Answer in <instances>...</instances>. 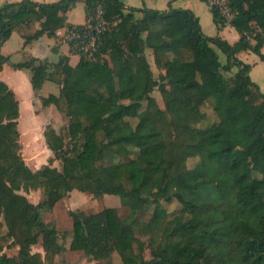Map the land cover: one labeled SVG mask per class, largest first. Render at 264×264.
Segmentation results:
<instances>
[{"label":"trees","instance_id":"obj_1","mask_svg":"<svg viewBox=\"0 0 264 264\" xmlns=\"http://www.w3.org/2000/svg\"><path fill=\"white\" fill-rule=\"evenodd\" d=\"M78 1L1 4L0 70L8 60L1 47L14 30L38 22L37 29L23 34L25 43L54 36L56 29L69 25L66 12ZM84 4L86 18L100 4L104 19L113 23L98 49L107 57L81 54L72 66L62 56L54 68L34 57L12 63L15 69L30 70L34 91L45 81L61 85L58 95L40 98L43 106L53 104L68 117L73 160L61 154L60 134L49 126L44 133L61 170L50 165L52 159L36 171L25 164L18 153V100L0 80V201L11 203L21 225L16 256L3 252L9 236L0 235V264H57L54 258L65 246L40 210L53 208L73 189L92 198L117 194L129 199L124 218L115 207L68 211V248L102 253L104 264H113L108 259L113 251L121 258L116 264H200L203 258L218 264H264V93L249 75L251 65L236 57L250 50L264 62V0H229L230 20L210 7L218 30L229 24L239 33L233 44L205 35L190 9L135 8L123 0ZM146 49L162 71L157 77ZM156 86L164 108L151 95ZM207 100L217 121L194 127ZM131 119H137L134 125ZM176 131L182 132L181 139L172 137ZM131 148H137L136 157L115 164L111 176L103 177L98 162L104 153L129 156ZM191 156L199 160L189 168ZM21 187L39 189L38 203L17 193ZM173 200L181 207L169 217L162 202ZM145 212L148 218L140 222L137 216ZM39 242L43 253L32 252Z\"/></svg>","mask_w":264,"mask_h":264},{"label":"crops","instance_id":"obj_2","mask_svg":"<svg viewBox=\"0 0 264 264\" xmlns=\"http://www.w3.org/2000/svg\"><path fill=\"white\" fill-rule=\"evenodd\" d=\"M10 1H18V0H0V5L5 3V2H10ZM34 1H39V2H54L57 0H34ZM139 0H123L125 6H130V7H135V8H156V9H168L169 7L172 8H186L192 10L195 15L199 19V23L201 26L202 32L207 35V36H214V35H219L223 39H225L228 43L233 44L235 43L239 38L240 35L236 31L234 27L231 25L227 24L225 27H223L221 30L217 29V26L213 22L212 18V13L210 10V7L208 4L204 1L201 0H140V3L138 5ZM132 2V3H131ZM80 9L83 10V20L81 22H73L70 19V16L72 13L76 10ZM140 14L139 17H141V12H137ZM136 13V14H137ZM66 17H67V22L69 25H81L86 22V16H85V4L84 0L78 1L75 6L70 9L69 11L66 12ZM137 18H139L136 15ZM202 19H205L207 22H211V26L208 27V31L205 32L203 29V21ZM67 26V25H66ZM39 27L38 22H34L30 28H22V29H17L14 30L8 40L2 45L1 47V52L3 55L8 57V60L6 63H4L2 69L0 70V80L4 81L15 93L16 98L18 100V106H19V116H21V112L23 111H30L31 116H32V110L35 108L31 104L33 103V100L35 98V95L39 97V105L42 108V111L44 108H50L51 106L54 107L53 104L43 106L41 104V97H45L49 94H55L58 95L59 89L61 85H58V89L53 90L51 86L48 85L49 82L52 81H45L40 89L38 91H34L31 87L30 83V77L31 73L29 69L23 68V69H15L12 67V63L20 62V61H25L30 59L31 57L40 59V60H47L49 64H52V66L57 63L60 57L66 56L68 57V63L70 65H75L78 60H79V55L71 49L70 45L64 41H60L56 36H47V35H42L38 37L37 39H33L30 42L25 43L23 34H29L32 33L35 29ZM14 39L13 44H9V41ZM253 42V40H251ZM261 51L264 52V44L261 47ZM153 55V54H152ZM11 56L18 57L20 60L18 61H13L11 59ZM76 56V58H74ZM236 57H238L240 60H242L245 63H249L251 65L249 75L254 81L261 92L264 93V78H262L261 81V76L259 74V71L257 72L258 69H264L263 65L264 62H262L259 57L252 51L250 50H242L236 53ZM148 60V59H147ZM149 62V60H148ZM150 63V62H149ZM51 66V65H50ZM51 66V67H52ZM54 68V66L52 67ZM11 76H16V79H12ZM54 83V82H52ZM48 89L47 94H42V89ZM54 109H56L54 107ZM34 112V110H33ZM42 113V112H41ZM34 118H36L35 114ZM58 115V114H57ZM62 115V114H61ZM18 116V117H19ZM57 118V117H56ZM61 124L58 126L55 121H49V127H51L56 133L60 134L59 131L63 129L64 127H68V122L65 119L62 118V121L59 120ZM66 123V124H65ZM64 125V126H63ZM36 124L33 125L32 127L27 128L28 129V134H31V136H35L38 134V131L35 129ZM17 128H18V119H17ZM25 130V128H23ZM19 131V130H18ZM21 132V131H19ZM43 141L44 145L46 146L45 140H44V135H43ZM47 151L52 153V151L46 146ZM48 152V153H49ZM40 158H35L32 161V164H36ZM77 172V171H74ZM80 194L78 190L73 189L68 192L67 196L63 199H60L53 208L45 212L46 214V219L43 220L44 222L48 221H53L56 228L58 229L60 227L59 224V217L64 218L66 221H68V229H71L70 225V216H68V211L70 210H75L76 208L81 207H76L79 202L74 199V197H81L84 194ZM96 199L97 206L99 204H102L103 208L104 207H115L119 208L121 205V202L123 201L120 198H114L110 195L104 194L99 198H94ZM33 203H38L39 201V196L35 197V200H32ZM72 205H76L75 207ZM65 206V207H64ZM58 208H64V214H61V210ZM99 211V210H96ZM95 211V212H96ZM48 217V219H47ZM71 239V232L67 233V242L63 244L65 246V250L62 251L59 255H56L54 258V262L57 264H104L105 259L102 256V253H87L83 250H70L68 248L69 242ZM60 240V239H59ZM39 251H42L39 249ZM43 252V251H42ZM111 263L116 264L121 262V258L116 251H113L108 258Z\"/></svg>","mask_w":264,"mask_h":264},{"label":"rangeland","instance_id":"obj_3","mask_svg":"<svg viewBox=\"0 0 264 264\" xmlns=\"http://www.w3.org/2000/svg\"><path fill=\"white\" fill-rule=\"evenodd\" d=\"M137 3L139 5L140 0ZM97 6L94 8V10L91 11V13L88 15L86 20H88L90 18H93V19L95 18L96 13H97ZM83 14H84L83 10L76 9L72 13V15L70 16V19L73 22H81L83 20ZM136 15L138 17L140 16L139 13H137ZM202 21L204 23L203 29L205 32H207L208 27L211 26V22H209V20L207 22L205 19H202ZM112 25H113V23L111 24L110 22H108L105 27L108 30L111 28ZM13 43H14V39L9 41V44H13ZM71 49L74 50L79 56L81 55L72 47H71ZM218 52L220 55V60L223 61L224 55L220 51H218ZM101 54H103V53L100 50L99 51L97 50L91 56H85V57H87V58L100 57V58L104 59L105 57L108 56L107 54H105V55H101ZM145 56L149 60L150 66H151L155 76L156 77L159 76L160 72H162V71L159 68H157V66L153 62V55H152L151 50L146 49L145 50ZM74 58H76V56H74ZM11 59L13 61H18L21 58L19 59L18 57L11 56ZM263 68H264V65H263ZM256 70H257V72L259 71V74L261 76V81H262V78H264V69H258L257 68ZM11 78L16 79L17 77L11 76ZM48 85L51 86V88L53 90L58 89V85L56 83L49 82ZM47 91H48V89L45 88V89H42L41 93L47 94L48 93ZM151 95L155 98L158 106L160 108H164L163 98H162L161 92L159 91L157 86L152 90ZM38 99H39V97H37L35 95L33 103L31 104L33 107H35L33 109L34 112L32 110V116H31L30 111L28 112V111L22 110L21 116L18 117V130L21 131V132H19V138H18V143L20 145L18 153L21 156V158L24 160L25 164L32 171H36L41 166L48 164L50 159H52V161L50 162V165L61 170L62 165H61L59 158H56L53 155V153H50L49 151H47L46 146L44 145V141L42 138H43L45 131L47 130V127L50 125L49 121H55V123L59 126L61 124V122L60 123H57V122H59V120L62 121V118L65 119L66 116H64L63 114L61 115V113L59 111H57V109H54L53 106H51L50 108H48V107L44 108L42 111V108L39 105ZM200 111L202 113V117L198 122L193 123L194 127L204 128L207 125L217 121V116L212 109L211 101H209V100L205 101L200 106ZM33 114H35L36 118H34ZM66 120L68 122V117H66ZM136 121H137V119H131V122L133 123V125L135 124ZM35 124H36L35 129L38 131V134L35 136H31V134H28L27 128L32 127ZM23 128H25V130H23ZM59 133L62 136L63 141H64V146H63V149L61 151V154L65 155L67 158H70L71 160H73L75 152L72 150V141H71L69 133H68V127H64L63 129H61L59 131ZM174 136L181 139L182 132L176 131L175 135H173L172 137H174ZM137 151H138L137 148H131V153L129 156H119V155H114L111 152H105L104 155L102 156V158L98 162V167H99V170H100L102 176L105 178H107L108 176H111V174H112L111 171L113 170V166L115 164L124 163L130 159L135 158ZM35 158H40V160L36 164H32L31 160H34ZM198 160H199V158L197 156H191L186 160V164L189 168H192L198 162ZM67 169H68V166H67ZM76 174H79V170H77ZM78 192L80 193L78 195H81V194H84V195H82L81 197H77V198L74 197V199H76L79 202V204L77 206L76 205H72V206L81 207V209L76 208L75 210H83L85 212H95L96 210H101L103 208L102 204H99L97 206V203L95 202L96 199L92 198L89 193L82 192L79 190H78ZM17 193L24 195L28 199V201H30L32 203H33L32 200H35L36 196H39V199H40L39 189L25 190L24 187H21L17 191ZM107 195H110L114 198H120L123 200L121 202L120 207L117 208V212L121 218L127 217V215L129 214L128 213L129 209L126 206V203L129 201L128 197L120 196L117 194H107ZM162 204L167 209L169 217H172L173 215L178 213V211L181 207L180 204L176 200H173L171 202L163 201ZM58 209L61 210V214H64V211H62V210H64V208H58ZM48 210H50V209L40 210V215H41L42 220L46 219V215H45L46 213L45 212H47ZM137 218H139L140 222H145L148 218V212L139 213ZM47 219H48V217H47ZM67 222L68 221H66L64 218H62V215H61V217H59L60 227L58 229L56 228L53 221L47 222V224L55 226V229L57 231V236L60 239V244H64L67 242V233L71 232V229H72L71 217H70L71 229L70 228L68 229V226H67L68 223ZM4 234H8L9 239L3 248V252H5L7 255H10V256H16L18 249H19V242L21 240V225L15 221L14 208L11 205V203L6 199H3L0 201V235H4ZM137 236L142 238L143 240H146V238H147V237L143 236L142 233H139V232L137 233ZM40 244L41 243L39 242L35 245H32L31 251L43 253L42 252L43 250H42V247ZM39 249H41L42 251H39ZM144 255H145V257H149V250L147 248H145V250H144ZM200 264H218V263L212 261L209 258H203L200 260Z\"/></svg>","mask_w":264,"mask_h":264},{"label":"built area","instance_id":"obj_4","mask_svg":"<svg viewBox=\"0 0 264 264\" xmlns=\"http://www.w3.org/2000/svg\"><path fill=\"white\" fill-rule=\"evenodd\" d=\"M209 7L218 9L221 16L226 20H230L234 16V12L229 6V0H207ZM107 21L103 17V9L100 4L97 6L95 18L86 20L81 25H67L55 30L54 36L60 41L68 43L73 49L83 56H91L94 54L101 43L102 36L107 30Z\"/></svg>","mask_w":264,"mask_h":264}]
</instances>
